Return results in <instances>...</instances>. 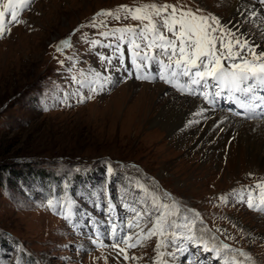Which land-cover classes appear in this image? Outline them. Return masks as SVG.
<instances>
[{
	"label": "rangeland",
	"instance_id": "rangeland-1",
	"mask_svg": "<svg viewBox=\"0 0 264 264\" xmlns=\"http://www.w3.org/2000/svg\"><path fill=\"white\" fill-rule=\"evenodd\" d=\"M231 1L32 0L19 15L25 23L8 25L10 33L0 38V264H105V256L107 264H152L157 257L155 236L127 249V261L122 255L115 259L116 251L110 246L98 248L92 243L99 232L111 244V223L118 232L130 221L135 225L132 209L150 208L151 193L165 203L175 200L180 215L189 221L198 213L196 235L209 245L227 243L251 256L245 264H264V212L231 197L227 204L219 199L233 189L255 185L264 179V172L254 168L230 176L234 158L202 135L206 120L178 129L176 134L187 137L181 145L175 135L158 131L152 116L139 126L136 97L142 88L153 94L157 105L177 100L183 104L188 95L155 78L137 79L126 68V46L123 68L118 60L111 66L101 61V56L113 55L112 48L91 46L93 40L111 41L99 35L102 31L139 24L121 13L119 20L108 17L106 28H93L91 18L101 9L168 3L194 11L199 7L233 31L239 28L241 36L260 46L257 53L264 50V32L258 30V23L254 26L228 11ZM68 37L72 47L57 52L55 46ZM90 69L101 74L107 69L103 75L113 82L95 93L81 89L71 78L83 79L81 73L87 75ZM81 94L92 98L80 102ZM218 104L228 109L223 113L241 120L229 142L233 136L243 139L256 134L264 145L263 131L255 129L253 121L230 111L231 103ZM245 124L252 128L244 130ZM169 191L174 196L165 199L163 194ZM49 200H58L60 207L49 208ZM68 200L74 204L70 220L61 214ZM153 219H141L139 228L124 232L133 234L135 242V234L140 229L147 232ZM177 243L184 250L166 257L169 264H219L209 252L203 255L201 248L187 241Z\"/></svg>",
	"mask_w": 264,
	"mask_h": 264
},
{
	"label": "snow or ice",
	"instance_id": "snow-or-ice-1",
	"mask_svg": "<svg viewBox=\"0 0 264 264\" xmlns=\"http://www.w3.org/2000/svg\"><path fill=\"white\" fill-rule=\"evenodd\" d=\"M31 2L32 0H4L0 8V38L10 33L9 24L25 23L19 19V15L29 8ZM258 4L259 9L253 5L251 8L238 11L247 23L255 26L259 21L258 30L264 32V0H258ZM121 13L124 14L125 19L130 17L139 21V24L100 32V36L111 38L108 44H103L100 40L91 41L92 47L102 45L113 49L112 56L100 57L102 62L111 66L114 60H118L123 68L126 46L137 79L156 78L152 71L155 65L158 67L156 75L160 80L176 87L184 94L201 97L209 108L218 101H223L234 105L230 111L242 118L264 117V50L257 53V48L260 46L247 36L243 38L238 36L239 28L233 31L227 25H222L216 16L203 14V10L199 7L194 11L187 5L168 3L162 5L150 3L136 7L119 5L115 10L101 9L91 18L90 26L106 28L107 18L119 20ZM6 16L9 17L7 21ZM100 17L105 19L101 20ZM234 36L237 38L233 39ZM55 47L56 51L61 53L65 48L72 47L71 37L61 40ZM81 75L83 79H77L75 76L71 79L81 89L88 88L90 93H95L98 87L99 90H103L106 85L113 82L111 76H102L101 73L91 69L87 75L84 73ZM91 98V94L87 97L81 94L80 102ZM205 110L201 108L194 115L203 116ZM112 171L109 166L108 172L111 174ZM137 186L141 191L148 192L143 185ZM169 196L168 193L163 194L165 199ZM150 197V208L146 206L140 212L132 209L135 213V225L130 221L127 225H121V230L118 232L117 225L111 223V232L108 236L111 244H106L98 232L96 238L92 240L93 245L98 248L110 246L116 251L115 259L119 260L122 255L123 260L127 261L130 258L127 249L135 248L142 244L143 240L155 236L158 238L155 249L157 257L152 264H169L166 257H174L184 250L177 241L180 243L187 241L205 252H214L219 264H245L252 259L242 249L232 248L227 243L209 247L208 241L196 235L195 224L199 219L198 213H195V218L189 221L186 216L180 215L179 205L175 200L169 204L163 202L161 196L155 193H151ZM230 197L236 199L238 203H246L249 209L264 212V179L257 181L251 187L233 189L231 193L224 194L219 199L227 204ZM65 203L66 208L61 214L65 219L70 220L74 214V204L71 200ZM47 206L55 211L60 207V202L49 200ZM112 207L113 205L109 204V209ZM153 216L152 227L147 232L140 229V232L135 234V242H132L133 234H125L124 229H131L134 226L139 228V220ZM121 243L125 245L124 248L119 247ZM169 247L176 251H166ZM227 252L232 255H224ZM238 257L244 259L240 260ZM107 259L105 256V264ZM131 259L135 260L137 257L133 256Z\"/></svg>",
	"mask_w": 264,
	"mask_h": 264
},
{
	"label": "bare ground",
	"instance_id": "bare-ground-1",
	"mask_svg": "<svg viewBox=\"0 0 264 264\" xmlns=\"http://www.w3.org/2000/svg\"><path fill=\"white\" fill-rule=\"evenodd\" d=\"M253 5L255 4L246 0H232L228 4V11H232L243 19L238 10L251 8ZM256 7L259 9L257 5ZM256 23L260 26L259 21ZM231 24H233L234 27L238 26V23L235 24V22H231ZM156 72H158L157 68ZM148 91L149 90L142 88L141 92H139L136 97V100L139 102L138 109L136 111L139 126L143 125L145 120L150 119L152 116V124L157 127V130L165 134L169 133L170 136L175 135L181 145L182 141L184 139L186 140L187 137L183 135L184 133H178V135L175 132H178V129H185L188 124H195L197 123L196 121H199L198 123H200L206 120L205 122L207 124L205 125V129L203 128L205 131H203L204 133L202 135L214 144V146L216 145L218 147H224V149L226 148L227 150H224L226 151L225 153H228L230 158H234V162L231 164L232 170L230 172V176L237 174L239 171L242 173L254 168H259L264 172V145H262V141H260L259 137H256V134H249V136L243 139L239 137L240 135L236 137L233 136L234 138L229 142V137L234 133V128L237 124H239V122H241V120L234 118L232 113H229L232 116L226 114L228 113V109L223 108L224 104L218 105L220 101H218L213 107L209 108L201 97L198 96L197 98L196 96L188 95L186 96V100L183 104L177 102L178 100H169L170 102L168 104L164 102L157 105L156 98L152 101L153 94H149ZM201 108L206 109L203 116L194 115V113L198 112ZM222 111L226 113H223ZM247 120L249 122L253 121V127H255V129L257 128L259 132L263 131L262 135H264V117L256 116L253 119ZM246 127L247 124L243 127L244 130ZM250 128L248 127L246 129ZM246 132L247 131H245V133ZM234 134L236 135L237 132ZM250 136H254L256 139L253 138L254 140L251 142V139H249ZM242 147H244V149H242Z\"/></svg>",
	"mask_w": 264,
	"mask_h": 264
},
{
	"label": "trees",
	"instance_id": "trees-1",
	"mask_svg": "<svg viewBox=\"0 0 264 264\" xmlns=\"http://www.w3.org/2000/svg\"><path fill=\"white\" fill-rule=\"evenodd\" d=\"M171 191H169V193H170ZM170 194H172V192L170 193ZM173 195V194H172ZM174 196V195H173Z\"/></svg>",
	"mask_w": 264,
	"mask_h": 264
}]
</instances>
